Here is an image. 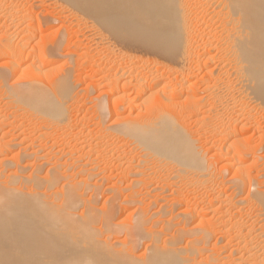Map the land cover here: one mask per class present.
<instances>
[{
  "label": "bare ground",
  "instance_id": "1",
  "mask_svg": "<svg viewBox=\"0 0 264 264\" xmlns=\"http://www.w3.org/2000/svg\"><path fill=\"white\" fill-rule=\"evenodd\" d=\"M81 1L77 6L105 26L125 28L112 29L124 30V40L138 37L172 59L191 54L189 30L203 25L204 52L196 56L203 69L212 63L215 70L206 71L200 90L196 84L171 90L169 75L123 81L140 111L155 118L106 128L99 121L104 135L98 138L109 142L111 136L112 150L101 149L98 138L93 145L88 132L86 138L75 131L67 143L63 130L57 149V143L48 147L51 132L65 125L64 104L76 85L64 75L54 88H43L41 68L51 56L30 49L25 38L13 52V37H0V70L7 74L0 76V99L12 118L0 117V264H264V189L251 181L252 166L242 165L259 149L238 137L254 132V112L264 105V0H196L203 7L196 16L184 7L187 0H72ZM23 52L34 80L24 75ZM166 97L169 111L161 106ZM127 103L129 111L138 106ZM244 191L257 212L247 221L239 209L246 199H237ZM98 195L105 198L101 208ZM131 208L130 222H116Z\"/></svg>",
  "mask_w": 264,
  "mask_h": 264
},
{
  "label": "rangeland",
  "instance_id": "2",
  "mask_svg": "<svg viewBox=\"0 0 264 264\" xmlns=\"http://www.w3.org/2000/svg\"><path fill=\"white\" fill-rule=\"evenodd\" d=\"M78 3L72 2V0H10V1L9 0H1L0 1V37L2 39H3V37H6V35L8 37L11 36V38L13 37L12 38L13 39V47H14V48H12L13 52L16 51L17 49L18 50L21 49V45H22L21 40H24V38H25L24 41L29 44L30 49L34 48L36 53H37V51L38 52L41 51V52H43V55L45 54L47 57L49 56V58L51 56L52 62H53V60L58 61V62L55 61L53 63L51 62V64L48 63V65L44 64L43 67L41 68L43 71L40 69L43 72V79H42L43 80V88H49V87L54 88L57 84V82H56V81H58L57 79H61L64 75H68L69 76V78H68L69 82L73 85H76L75 93L64 104V106H65L64 108L66 109L67 113L64 111L65 109L63 110L64 116H65L64 117V123L66 122L63 127L69 126L68 127V128H70L69 130L70 131L73 130V132L70 133L68 131L67 127H65L66 130L62 127V129H60L59 131H58V129L56 131L53 129L50 130V128L47 127L48 131L51 132L53 130L51 133L53 134V138L55 139L54 140L52 138V140L50 141L51 144L48 143V147L57 143V144H55V147H57V149L60 148V146H58V144L63 142V140H62L63 136L61 137V140L59 138L60 137L59 135H61V133H63L61 130L64 131V133H65L64 136L67 134L66 135L67 137L65 136L67 139H68V136H70L68 140L65 138L66 139L65 141H67V143H68V141L71 140L70 138H73V136H71L70 134L73 135V133L75 131L77 132V130L78 131L80 130L79 132L74 133V137L76 135H77V137H83L84 136L86 138H87V136H89V138H87V139H89V140L93 139L92 141H94V142H92V144L94 145L95 143H97V141H95V140H97L98 137L100 138L101 134L104 133V132H101L102 130L98 126L99 121H101L102 119H103L102 124L105 123V125H104L105 128H106V126L109 127L108 125L112 126L113 124L116 125V123L117 124L122 123V121L123 122H126V121L137 122V119H138V121H140L141 119H146V120L148 119V121L153 120V118H155L154 113L144 112L142 110L140 111V108H139L140 104H138L139 100H137V99L134 100L135 94L133 91H131V88L128 87L124 83L125 81H128V82L131 81L132 82L134 79H138L140 76L143 75V78H145V80H146L145 82H148L153 77H159V76L168 77V75H169L170 78L168 77L167 79H168L169 87L171 88V90L173 88L179 87V85H181V84H184L185 86H187L189 84H192V85L196 84L195 87L199 88L201 85V82H203L202 84H204L207 81L206 78H204V74L206 73V71L212 70V68L215 67V64L213 66V64L211 63L207 66V68L203 69L204 68L203 58L201 57L200 60L197 58L198 55L202 56V53L204 52V51L202 52V50H204V49L202 46V41L200 39L201 35H202V31H203V29H202L203 25L200 26L201 24H199V23H198L199 25L194 24L193 29L191 28L189 30L190 34L193 31V33H192L193 39L190 42V44L192 45L191 46V48H192L191 54L187 58H185L184 60H180L177 57L172 59V57L170 58V57L163 55L162 53L153 51L149 46H146L145 43L140 41V39L138 37L132 36L131 37L132 39L130 37H127V38H130L131 40L127 39L125 37V39H127V40H124L123 39L124 36H121V34H119V33L122 31V35H123V31L125 30V28L122 27L124 30H121L122 28L120 27L121 26L120 24H112V25H110V27L107 25L105 26L93 14H91L89 11L83 9V8H85L84 6L83 7L77 6V5H80L81 3H83L82 1L78 2ZM84 4L85 3H83L81 5H84ZM200 5L201 4H198L196 0H187V2L184 3L185 8H187V9L192 8L190 11V14H192V11H193L192 16H196V14L200 15V13L203 10V7H201ZM200 10H201V12H200ZM48 19H52V20L50 21ZM103 27H104V29H103ZM118 27L121 28V29L119 28V31L120 30L121 31L120 32L117 31L118 33L113 32L112 29L117 28V30H118ZM36 28H38V29H36ZM194 28H195V30H194ZM196 31H198V32L196 33ZM1 33H3V34H1ZM188 34H189V32H188ZM193 34H195V35H193ZM21 36H23V37L21 38ZM67 37H68V39H66ZM100 37H101V39H100ZM196 38H198V39H196ZM196 40L197 41L199 40V42H197ZM200 42H201V44H200ZM211 51L212 52H210L211 53L210 55L216 56L215 52L217 53V51L215 49L213 51V48L211 49ZM213 52H214V54H213ZM21 56H22V58H20V59H22L23 62L25 63V64L23 63L24 68H22V69H24V71L22 70L24 72V75L25 76L28 75L29 78L31 77L30 78L31 80H34V76L32 74H29L30 73V71L28 69L29 63L27 62V58L25 57L26 56L25 52H23L21 54ZM21 56H19V57H21ZM37 57L38 56H36V58ZM95 63H96V65H95ZM36 65H38V63H36ZM0 67L1 68L4 67L2 65V61H0ZM2 69H5V67ZM204 70H205V72H204ZM213 70H215V68H213ZM49 71H50V73H49ZM3 72H4V70L3 71L0 70V76H3V75L6 76L7 75V74H4ZM67 73H69V74H67ZM109 73L111 75L110 81H109V79L107 80V75ZM115 73H116V75H115ZM136 74H137V76H136ZM177 74H178V76H177ZM114 75H115L116 80L113 78ZM188 77H189V79H188ZM15 78L19 79V77H15ZM201 78H203V79L200 80ZM13 79L14 78L11 79V78L7 77L8 83L9 84L12 82L14 83L15 80H13ZM21 79L23 80L24 78L22 77ZM100 79H102V80H100ZM194 79H196L195 82H194ZM204 79H205V81H204ZM104 80L107 82H105ZM114 81L117 84H115ZM54 82H56V84ZM111 83H112V85L115 84V86L110 87V88L104 87L105 84L107 86V84L109 85ZM122 84H123V86H122ZM114 88L116 89V92H115ZM199 90H200V88H199ZM117 91H118V93H117ZM116 94H118V95H116ZM122 94H124L126 97L124 95L122 96ZM102 98H103V100H102ZM114 98H115V100H114ZM166 98L163 101L164 103L161 104V106L163 105L162 107H166L165 111L166 110L169 111L170 110L169 109L170 108L169 100H171V99L169 97H166ZM100 99L102 101H100ZM128 100H130V101L132 100L134 105L135 104L138 105V106L135 105L137 108L135 107L136 109L129 111L128 103H127ZM177 101H178L177 99H174V102H177ZM2 102L4 103V101L0 99V107H2L1 109H3V110L0 109V112L3 113V114L0 113V117H2V116L8 117L10 115L11 111L6 109L5 104H3ZM261 106H260V109L264 110V107H263L264 105L262 104ZM102 109H104L105 113L103 112ZM260 109H258L257 111L254 112V114H255L253 116L254 119L252 120L253 122L250 124L251 125L250 129H252V131H254V132H251L249 130L250 132L248 131V133H246V134L240 133L238 137H240L239 139H242V140L245 139V137H246V139L250 138L249 139V142L251 143V144L249 143L250 146L257 149V150L259 149L257 152V156L253 157L252 155H249L247 160L245 162H243L242 165H244V167H245V165L246 166L247 165L252 166L251 168H247L249 170V173L251 172L250 173L251 181L253 183H255V181L258 180L256 183L257 184L256 187L261 186L264 189V165H263L264 164V144H263L264 143V135L262 134V133H264V115H263L264 111H260ZM105 110H107L109 113H107V111H105ZM98 111H100V112L98 113ZM258 111H259V113H258ZM5 112H6V114H5ZM110 113H111V115H110ZM101 114H103V116H101ZM144 114L146 115V117L150 116V118H148V117L145 118ZM66 115L69 117L71 122L68 121L69 119L66 118L67 117ZM140 115H142V116H140ZM119 117L121 119H119ZM140 117H141V119H140ZM9 118H10L9 120L12 119L11 115ZM65 118H66V120H65ZM96 119H97V121H95ZM78 121L80 122V124ZM68 122H69V124L70 123L71 124L69 125ZM253 124H255V125L257 124L256 127H258V126L260 127L259 131H258V129L257 130L255 129V127H254L255 125H253ZM75 127L77 128V130ZM81 128H84V129H81ZM89 130L90 131L92 130V131L90 132ZM46 131L47 130H45L44 132H46ZM66 131H68V132H66ZM82 131H83V133H82ZM80 132H81V134H80ZM87 132L89 134H87ZM95 132H97L98 135ZM94 133H95V136L93 135ZM86 134H87V136H85ZM79 135H81V136H79ZM102 135H104V134H102ZM110 137L111 136L107 135V138L110 141L109 142L102 141L103 144H102V142H100V139L98 138L99 139L98 146L103 150H105V149L106 150L107 149L112 150L113 149V143L111 140L112 137L111 138ZM58 140H60V141H58ZM89 140H87V142ZM261 140H262V143H261ZM211 141L212 140L209 138V141H208L209 144L207 145V147H209V145L212 143ZM100 144H102V145H100ZM104 144H106V145H104ZM228 144L229 143L225 144V146L223 147V149H224L223 151H225ZM107 146L108 147L110 146V147L108 148ZM210 147H211V145H210ZM262 148H263V150H262ZM226 150H228V148ZM210 152L207 155L208 160H212V158H211L212 151H210ZM225 162H227V160H225ZM242 165H240V167H242ZM87 169H89V166L86 168V170ZM44 170H45V168H44ZM94 174L95 175L93 176L94 177L93 180L96 181V179H97L96 173H94ZM83 176H84V178H83ZM83 176H82V178L85 179V175H83ZM259 177H260V180H259ZM93 180H92V178L90 179V184H93L95 182ZM258 184H260V185H258ZM243 193H241L240 196H237L238 197L237 199H242V200L246 199L243 203V206H242V207H244V209L243 208H239V209H241V213L243 211V213H242L243 215L241 214L242 217L240 219L243 221H247V219H249L250 216L252 218L257 212L253 209L254 210V213H253L252 208L248 205L249 199H248V195H246L247 191H246V193H245V191ZM239 197H241V198H239ZM104 199H105L104 196L101 195V197H100L98 195L99 203L97 204V208L102 207ZM245 202L250 207L249 209H248V206H246ZM134 210H135L134 208H131L128 211L124 212L118 219H116V222H122V223L130 222L133 218ZM248 213H250L249 214L250 216L248 215ZM243 217H245V218L243 219ZM118 238L122 239V236L119 235ZM118 238H117V240H119ZM223 244H225V242ZM223 244L221 242V245H223ZM143 252H144V249L142 251H140L138 253V255H141ZM224 254L226 255L227 253L224 252L223 255Z\"/></svg>",
  "mask_w": 264,
  "mask_h": 264
}]
</instances>
